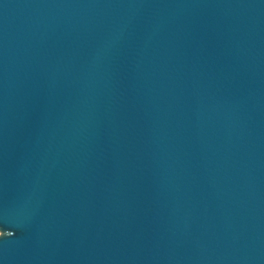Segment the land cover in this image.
<instances>
[{
	"label": "water",
	"instance_id": "obj_1",
	"mask_svg": "<svg viewBox=\"0 0 264 264\" xmlns=\"http://www.w3.org/2000/svg\"><path fill=\"white\" fill-rule=\"evenodd\" d=\"M0 230V264H264V0H0Z\"/></svg>",
	"mask_w": 264,
	"mask_h": 264
},
{
	"label": "rangeland",
	"instance_id": "obj_2",
	"mask_svg": "<svg viewBox=\"0 0 264 264\" xmlns=\"http://www.w3.org/2000/svg\"><path fill=\"white\" fill-rule=\"evenodd\" d=\"M0 234H1V230H0Z\"/></svg>",
	"mask_w": 264,
	"mask_h": 264
},
{
	"label": "clouds",
	"instance_id": "obj_3",
	"mask_svg": "<svg viewBox=\"0 0 264 264\" xmlns=\"http://www.w3.org/2000/svg\"><path fill=\"white\" fill-rule=\"evenodd\" d=\"M10 234V233H9Z\"/></svg>",
	"mask_w": 264,
	"mask_h": 264
}]
</instances>
